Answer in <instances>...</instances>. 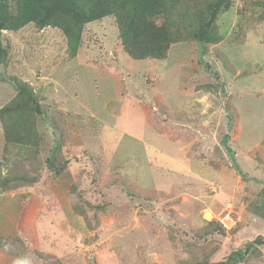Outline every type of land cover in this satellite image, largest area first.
Returning <instances> with one entry per match:
<instances>
[{
  "label": "rangeland",
  "instance_id": "obj_1",
  "mask_svg": "<svg viewBox=\"0 0 264 264\" xmlns=\"http://www.w3.org/2000/svg\"><path fill=\"white\" fill-rule=\"evenodd\" d=\"M254 2L233 0L218 17V43L183 29L163 59L132 58L113 15L84 25L75 54L58 27L0 29V109L15 78L42 109L36 149L8 142L0 119V165L13 177L0 188V264L215 263L238 250L236 264H264L253 242L264 238ZM229 211L240 221L225 227Z\"/></svg>",
  "mask_w": 264,
  "mask_h": 264
},
{
  "label": "trees",
  "instance_id": "obj_2",
  "mask_svg": "<svg viewBox=\"0 0 264 264\" xmlns=\"http://www.w3.org/2000/svg\"><path fill=\"white\" fill-rule=\"evenodd\" d=\"M180 2L181 0H15V5H10L9 0H1L0 23L3 30L13 31L31 22L38 28L58 27L68 37V46L75 54L81 46L84 25L113 15L123 48L134 59L167 57L172 44L185 37L183 29L203 45L218 43L222 39L223 36L217 32V19L232 7L233 0H196L194 7ZM254 4L262 8L258 18L264 21V0H255ZM186 20L188 23L184 24L183 21ZM1 47L0 42V62L3 60L2 55L7 53ZM15 79L16 94L0 109L4 134L8 142L28 147L33 145L36 149L39 139L36 116L42 113L41 103L30 84ZM223 139L227 143L229 136H224ZM228 150L232 151L230 148ZM57 168L55 172L58 173L60 171ZM12 180L13 177L4 174L0 165V188H7ZM219 226L223 229L222 225ZM253 242L264 244V238L257 237ZM250 245L248 248L252 247ZM246 255L245 251L238 250L226 260L187 264H236Z\"/></svg>",
  "mask_w": 264,
  "mask_h": 264
},
{
  "label": "built area",
  "instance_id": "obj_3",
  "mask_svg": "<svg viewBox=\"0 0 264 264\" xmlns=\"http://www.w3.org/2000/svg\"><path fill=\"white\" fill-rule=\"evenodd\" d=\"M238 215H232V212L231 211H229V212H227L225 215H224V217H223V219H220V218H218V220L221 222V224L223 225V226H225V227H227L226 226V223H230L231 225H236L235 223H238L240 220V217L238 216ZM233 225V226H234Z\"/></svg>",
  "mask_w": 264,
  "mask_h": 264
},
{
  "label": "water",
  "instance_id": "obj_4",
  "mask_svg": "<svg viewBox=\"0 0 264 264\" xmlns=\"http://www.w3.org/2000/svg\"><path fill=\"white\" fill-rule=\"evenodd\" d=\"M3 28V25H2V23H0V29H2Z\"/></svg>",
  "mask_w": 264,
  "mask_h": 264
}]
</instances>
